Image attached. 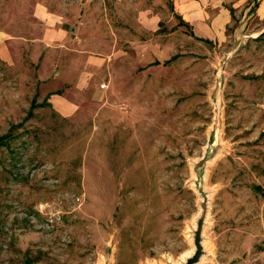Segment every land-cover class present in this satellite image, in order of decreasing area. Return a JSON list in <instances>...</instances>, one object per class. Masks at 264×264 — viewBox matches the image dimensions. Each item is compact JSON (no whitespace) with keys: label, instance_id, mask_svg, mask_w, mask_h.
Masks as SVG:
<instances>
[{"label":"rangeland","instance_id":"obj_1","mask_svg":"<svg viewBox=\"0 0 264 264\" xmlns=\"http://www.w3.org/2000/svg\"><path fill=\"white\" fill-rule=\"evenodd\" d=\"M243 9L207 40L171 0H0V264H264V20Z\"/></svg>","mask_w":264,"mask_h":264},{"label":"crops","instance_id":"obj_2","mask_svg":"<svg viewBox=\"0 0 264 264\" xmlns=\"http://www.w3.org/2000/svg\"><path fill=\"white\" fill-rule=\"evenodd\" d=\"M171 4L175 13L189 25L192 34L200 39L221 38L226 25L231 20V10L236 8H244V12L255 13L259 19L264 20V0H171ZM33 8L35 12L33 15H36L37 19L44 24L41 41L49 45L58 41L62 44L67 40V30L62 25L53 23L51 13L38 3ZM153 11V8H147L142 10V13L148 14ZM74 29L77 31L78 26ZM11 37L0 27V57L2 58L6 56Z\"/></svg>","mask_w":264,"mask_h":264},{"label":"water","instance_id":"obj_3","mask_svg":"<svg viewBox=\"0 0 264 264\" xmlns=\"http://www.w3.org/2000/svg\"><path fill=\"white\" fill-rule=\"evenodd\" d=\"M197 245H199V243H197ZM200 253L199 248L196 250V252L193 254V256L187 258L186 262L182 263V264H193L198 257V254Z\"/></svg>","mask_w":264,"mask_h":264},{"label":"trees","instance_id":"obj_4","mask_svg":"<svg viewBox=\"0 0 264 264\" xmlns=\"http://www.w3.org/2000/svg\"><path fill=\"white\" fill-rule=\"evenodd\" d=\"M24 264H31V263H30V260L27 259L26 262H25Z\"/></svg>","mask_w":264,"mask_h":264},{"label":"built area","instance_id":"obj_5","mask_svg":"<svg viewBox=\"0 0 264 264\" xmlns=\"http://www.w3.org/2000/svg\"><path fill=\"white\" fill-rule=\"evenodd\" d=\"M105 83L101 84V87H104Z\"/></svg>","mask_w":264,"mask_h":264}]
</instances>
